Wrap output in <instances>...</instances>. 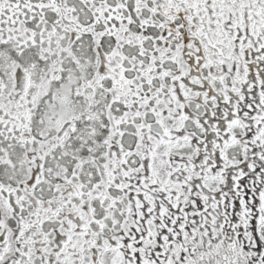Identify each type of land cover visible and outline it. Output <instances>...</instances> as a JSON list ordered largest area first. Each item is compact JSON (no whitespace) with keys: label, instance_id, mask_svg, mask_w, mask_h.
Returning <instances> with one entry per match:
<instances>
[{"label":"snow or ice","instance_id":"obj_1","mask_svg":"<svg viewBox=\"0 0 264 264\" xmlns=\"http://www.w3.org/2000/svg\"><path fill=\"white\" fill-rule=\"evenodd\" d=\"M0 264H264V0H0Z\"/></svg>","mask_w":264,"mask_h":264}]
</instances>
